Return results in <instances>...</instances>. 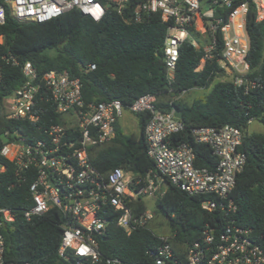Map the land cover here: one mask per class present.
Segmentation results:
<instances>
[{"label":"built area","instance_id":"built-area-1","mask_svg":"<svg viewBox=\"0 0 264 264\" xmlns=\"http://www.w3.org/2000/svg\"><path fill=\"white\" fill-rule=\"evenodd\" d=\"M250 2L256 20H263L264 0H1L0 24L5 21L6 7L23 22H44L75 8L96 20L111 8L126 23L157 16L167 25L162 59L169 83L174 80L179 46L188 39L202 50L197 70L215 61L224 78L244 85L247 91L254 85L247 78L246 61ZM188 31L198 33L200 40ZM94 68L95 64H88L86 69ZM21 71L23 83L2 100L4 117L38 122L42 117L50 121L53 115L56 120L38 125L37 135L29 138L19 130L5 131L0 155L13 163L17 181L31 179L27 184L30 204L23 211L26 220L51 210L59 212L60 258L70 264H123L101 249L109 227L115 226L127 235L141 228L152 231L160 240L146 250L152 264H264V243L253 236L250 227L236 222V205L229 197L246 162V154L239 148V128L227 124L191 128L193 140L207 145L217 158L212 168L198 166L193 147L178 139L184 124L175 117L174 107L158 108L155 94H143L128 106L118 99L85 104L80 79L68 71L38 73L29 61L22 64ZM125 110L148 114L144 139L154 168L144 175L122 166L101 171L93 163L97 150L114 139ZM4 169L0 166V171ZM168 184L202 196L201 207L220 217L214 225L206 223L197 239L181 246L168 233H155L149 226L156 207H149L148 200L156 206ZM141 200L143 208L137 205ZM0 213V227L13 220L10 210L0 208ZM4 248L0 230V264H30L7 259Z\"/></svg>","mask_w":264,"mask_h":264},{"label":"trees","instance_id":"trees-1","mask_svg":"<svg viewBox=\"0 0 264 264\" xmlns=\"http://www.w3.org/2000/svg\"><path fill=\"white\" fill-rule=\"evenodd\" d=\"M166 29L167 25L157 16L126 23L111 8L98 20L75 8L44 22H23L12 17L6 7L5 21L0 24V149L5 131L19 130L29 138L37 135L38 125L56 120L52 115L50 121L42 117L38 122H30L6 119L2 114L3 98L24 81L21 66L26 61L38 73L66 70L78 77L85 104L118 99L128 106L139 96L153 93L158 108L181 110L184 130L178 139L193 147L198 166L212 168L217 158L207 145L193 140L191 128L227 124L241 130L239 148L246 154V162L229 197L236 205V222L250 227L253 236L264 243V132L248 131L254 120L264 127V19L256 20V10L250 2L245 24L249 42L246 61L247 78L254 85L247 91L244 85L237 86L224 78L223 69L215 61L197 70L202 50L193 47L188 39L179 46L174 80L169 83L162 59ZM188 32L200 40L198 33ZM14 60L17 64H13ZM88 64H95V68L86 69ZM211 84L208 92L191 100L181 97L183 91L205 89ZM47 108L51 114V107ZM135 115L139 135L124 132L118 122L114 139L97 150L93 163L99 170L122 166L144 175L154 168L153 160L146 154L144 139L148 114ZM0 166H5L0 171V208L13 214V220L4 221L0 227L5 257L30 264H70L57 254L62 221L59 212L51 210L26 220L23 211L30 204L27 184L31 179L17 181L13 163L1 155ZM202 199L168 184L157 200L156 214L161 217L160 224L167 225L174 244L192 242L206 223L214 225L220 220L218 213L201 207ZM137 205L143 208L145 202L138 201ZM159 242L148 228L127 235L121 228L110 226L101 249L107 255L119 257L123 264H152L146 250Z\"/></svg>","mask_w":264,"mask_h":264},{"label":"rangeland","instance_id":"rangeland-1","mask_svg":"<svg viewBox=\"0 0 264 264\" xmlns=\"http://www.w3.org/2000/svg\"><path fill=\"white\" fill-rule=\"evenodd\" d=\"M212 87V84L205 89H192L190 91H187L183 94H181V97L186 99V100H191L195 96H200L204 94L205 92H208ZM119 124L122 128V130L126 133H131L135 136H138L140 133V129L138 126V121H137V116L135 114L130 113L128 110H125L123 112V116L119 120ZM248 131L249 132H264V127L263 125L258 122L257 120L252 121L249 126H248ZM148 206L149 207H155V203L153 200H148ZM160 219L161 217L156 214L155 219L150 223V228L155 232V233H167V225L165 224H160Z\"/></svg>","mask_w":264,"mask_h":264},{"label":"water","instance_id":"water-1","mask_svg":"<svg viewBox=\"0 0 264 264\" xmlns=\"http://www.w3.org/2000/svg\"><path fill=\"white\" fill-rule=\"evenodd\" d=\"M174 115H175V117L181 119L182 118V112H181V110L179 108L175 107L174 108Z\"/></svg>","mask_w":264,"mask_h":264}]
</instances>
